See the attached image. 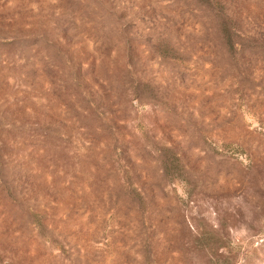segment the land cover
Masks as SVG:
<instances>
[{"label":"rangeland","instance_id":"1","mask_svg":"<svg viewBox=\"0 0 264 264\" xmlns=\"http://www.w3.org/2000/svg\"><path fill=\"white\" fill-rule=\"evenodd\" d=\"M0 264H264V0H0Z\"/></svg>","mask_w":264,"mask_h":264}]
</instances>
